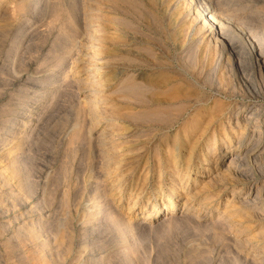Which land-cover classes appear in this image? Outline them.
<instances>
[{
    "label": "rangeland",
    "instance_id": "374dc122",
    "mask_svg": "<svg viewBox=\"0 0 264 264\" xmlns=\"http://www.w3.org/2000/svg\"><path fill=\"white\" fill-rule=\"evenodd\" d=\"M0 264H264V0H0Z\"/></svg>",
    "mask_w": 264,
    "mask_h": 264
},
{
    "label": "bare ground",
    "instance_id": "6f19581e",
    "mask_svg": "<svg viewBox=\"0 0 264 264\" xmlns=\"http://www.w3.org/2000/svg\"><path fill=\"white\" fill-rule=\"evenodd\" d=\"M214 14V13H213ZM211 16V15H210ZM209 16V17H210ZM213 17V16H212ZM176 172V171H175ZM177 173V172H176ZM173 178L175 179L174 180V184H173V187L174 189L172 190L171 194H168L165 196V199L162 197L161 199L164 200V202L167 203V205L165 206L166 209H168L169 211H172L174 209V205H173V202L174 200L179 197L180 199H182V188H178L177 186H175L176 184H179V178L181 177H178V176H173ZM182 179V178H181ZM167 188L169 187V185L166 186ZM172 187V188H173ZM162 196V195H161ZM193 196V195H191ZM192 198V197H191ZM163 203V202H162ZM183 205H182V211L188 209L191 205V201H190V198L188 197H184V200H183ZM164 204V203H163ZM175 204V203H174ZM161 210V208H158V211ZM168 211V212H169ZM146 218H149L148 216Z\"/></svg>",
    "mask_w": 264,
    "mask_h": 264
}]
</instances>
